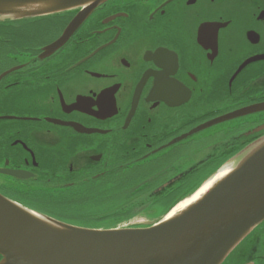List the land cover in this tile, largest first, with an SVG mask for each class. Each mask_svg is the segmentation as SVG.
Wrapping results in <instances>:
<instances>
[{
    "label": "flooded vegetation",
    "instance_id": "1",
    "mask_svg": "<svg viewBox=\"0 0 264 264\" xmlns=\"http://www.w3.org/2000/svg\"><path fill=\"white\" fill-rule=\"evenodd\" d=\"M85 9L0 17V170L31 175L2 195L138 179L168 211L264 137V110L204 127L264 103V0H107L47 50ZM222 264H264V222Z\"/></svg>",
    "mask_w": 264,
    "mask_h": 264
},
{
    "label": "water",
    "instance_id": "2",
    "mask_svg": "<svg viewBox=\"0 0 264 264\" xmlns=\"http://www.w3.org/2000/svg\"><path fill=\"white\" fill-rule=\"evenodd\" d=\"M106 1L0 0V17L25 18L85 6L47 49L51 51L63 46L89 12ZM261 110L264 103L224 115L213 124ZM239 156L231 171L201 199L147 228L74 226L0 194V264H222L264 221V137ZM0 171L20 179L31 176L25 171Z\"/></svg>",
    "mask_w": 264,
    "mask_h": 264
},
{
    "label": "trees",
    "instance_id": "3",
    "mask_svg": "<svg viewBox=\"0 0 264 264\" xmlns=\"http://www.w3.org/2000/svg\"><path fill=\"white\" fill-rule=\"evenodd\" d=\"M105 182V189H101L93 181L89 184L79 185V189H69L68 192L59 194L44 193L43 189H27L20 185V188L15 190L13 199L42 215L89 229L118 228L122 223L129 222L136 216H147L156 209L144 210L143 203L146 197L137 192L145 184L141 180L137 179L135 183L127 182L125 184L123 180L113 178L105 180ZM121 199H124L125 204L120 205ZM98 202H116L118 206L116 209L100 211L102 212L100 215L89 212L90 206ZM144 204L146 206V202ZM130 206L131 208H129ZM168 212L169 210L156 219H161ZM114 217L117 218L114 219ZM103 220H107L108 223L105 225L98 224L99 226L97 223H92L93 221L102 222ZM93 224L96 225L93 226Z\"/></svg>",
    "mask_w": 264,
    "mask_h": 264
},
{
    "label": "rangeland",
    "instance_id": "4",
    "mask_svg": "<svg viewBox=\"0 0 264 264\" xmlns=\"http://www.w3.org/2000/svg\"><path fill=\"white\" fill-rule=\"evenodd\" d=\"M239 159H240V157H239ZM233 163H235V161H233ZM1 181H2V178L0 177V182ZM123 204H125V201H124V199H121L120 205H123ZM117 206H118V204L116 202H98V203H94L93 205L90 206L89 212H91L95 215H100L102 213L100 211L116 209ZM129 208H131V206ZM167 209L168 208L166 206V203L161 202L157 205V207L153 213L147 214L148 218L144 217V216H138V217L134 218L133 220H131V222H128L127 223L128 226L127 225L125 226L126 223H123L119 227L120 228H127L130 226L131 228H144L145 226H150V225L154 224L155 222H157V220H153V219H156L157 217L163 215L167 211ZM115 218H117V217H114V219ZM92 223H97V225L98 224L99 225H105L108 223V221L107 220H103L102 222L93 221ZM130 223H131V225H130ZM95 225L96 224H93V226H95Z\"/></svg>",
    "mask_w": 264,
    "mask_h": 264
},
{
    "label": "bare ground",
    "instance_id": "5",
    "mask_svg": "<svg viewBox=\"0 0 264 264\" xmlns=\"http://www.w3.org/2000/svg\"><path fill=\"white\" fill-rule=\"evenodd\" d=\"M213 125L212 123H208L205 124L204 127H209ZM232 169V165L228 164L224 167H221L217 170V173L212 176L207 182L204 183V185H202L200 187V189L193 191L190 195H188L187 199L183 200L181 203H179L173 210L171 213L167 214V216L165 217L167 218H172L173 216H175L177 213L181 212L182 210L188 208L190 205L194 204L195 202H197L199 199H201V197L203 195H205V193H207V191H209V189H211V187L220 179L224 178ZM94 181L97 183V185H99L101 187V189H105L106 188V182L104 179H94ZM77 185V183L75 182V186ZM77 188V187H75ZM264 222V221H263ZM262 223V222H261Z\"/></svg>",
    "mask_w": 264,
    "mask_h": 264
}]
</instances>
